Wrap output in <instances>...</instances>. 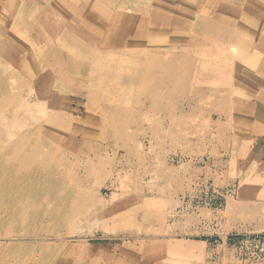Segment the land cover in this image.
I'll return each mask as SVG.
<instances>
[{"label":"rangeland","instance_id":"obj_1","mask_svg":"<svg viewBox=\"0 0 264 264\" xmlns=\"http://www.w3.org/2000/svg\"><path fill=\"white\" fill-rule=\"evenodd\" d=\"M159 1L0 0V264H264V9Z\"/></svg>","mask_w":264,"mask_h":264},{"label":"bare ground","instance_id":"obj_2","mask_svg":"<svg viewBox=\"0 0 264 264\" xmlns=\"http://www.w3.org/2000/svg\"><path fill=\"white\" fill-rule=\"evenodd\" d=\"M84 1V0H83ZM86 1H88V0H86ZM93 2H94V0H92ZM98 1V0H97ZM96 0H95V2H97ZM165 2V0H162L161 2ZM168 1V2H167ZM166 1V3L164 4V6H163V8H168V9H170V10H172V11H176V13H178V14H180V15H185V14H187V13H189L190 11H191V9H196V8H202V5H203V3H204V0H179V1H176V0H167ZM91 2V1H90ZM94 2V3H95ZM149 2V1H148ZM163 2V3H164ZM239 2V1H238ZM241 2V1H240ZM250 2H252L251 3V5L253 6V7H255V8H257L258 6L260 7V9H264V0H250ZM90 4V3H89ZM97 5H98V3H96ZM100 4V3H99ZM158 4L161 6V3H160V1L158 0ZM168 5V6H167ZM258 5V6H257ZM99 6V5H98ZM106 6V5H105ZM111 6V5H110ZM159 6V7H160ZM90 7V6H89ZM100 7V6H99ZM133 7V6H132ZM252 8V7H251ZM98 9V8H97ZM100 9V8H99ZM121 11V10H120ZM138 11V10H137ZM140 11H142V10H140ZM150 11V10H149ZM166 11V10H165ZM165 11H163V12H165ZM98 12V11H97ZM252 12V11H251ZM96 13V12H95ZM94 13V14H95ZM126 13V12H125ZM125 13H124V15H125ZM127 14V13H126ZM149 14V13H148ZM38 15V14H37ZM36 15V16H37ZM164 15H166L165 13H163V15L162 16H164ZM112 16V15H111ZM156 16H157V14H156ZM246 16V15H245ZM125 18H126V16H125ZM132 18V17H131ZM140 18V17H139ZM138 18V19H139ZM116 19H117V17H116ZM120 20V19H119ZM125 21H127V22H130V23H132L133 21H132V19H128V20H125ZM168 21H166V19H162V22L161 21H159V23L158 24H154L153 22L150 24L149 23V25H148V29H147V32H149L150 31V29H152V28H154V27H159V26H161V28L160 29H168V28H170V22H168ZM249 22V24H252L253 25V27H256V25H255V23H252L251 22V20L250 21H248ZM111 23V22H110ZM125 24V23H124ZM127 25V24H126ZM114 26H117V24L116 25H114ZM135 26H136V24H135ZM111 27V26H110ZM139 27V26H138ZM252 26L250 25V28H251ZM84 28V27H83ZM112 28V27H111ZM115 28V27H114ZM197 28V25H194L192 28H190V30L188 31V32H181L180 33V35L179 36H177V38H179V39H183V40H188V43L187 44H184V43H181L183 46L182 47H185V48H195L197 45H198V40H197V34H195L196 33V29ZM126 29V28H125ZM42 30V29H41ZM84 31H85V29H83ZM87 30V29H86ZM109 30V29H108ZM114 31V30H113ZM116 31H118V30H116ZM130 31H133V29L130 27ZM129 31V32H130ZM82 32V31H81ZM87 32V31H86ZM91 32V31H90ZM146 32V31H145ZM234 34L236 33L237 34V37H238V39H237V42H236V44H241V46L243 47V48H246V47H248V45L246 44V43H248V44H251L250 43V41L249 40H251V38H250V35H251V37L253 36V38H252V40L251 41H253L256 37H261V39H263L264 40V29H260V30H251V29H249V27H248V24H247V21L246 20H244V23H242L241 22V24L239 25V27H238V29H235L234 30V32H233ZM97 35V34H96ZM125 35H127V34H125ZM136 36V35H135ZM146 36V35H145ZM98 39V38H97ZM100 39V38H99ZM171 40V39H170ZM122 41V40H121ZM128 41V40H127ZM149 42H151V41H149ZM155 42V41H154ZM254 42V41H253ZM252 42V43H253ZM109 43V42H108ZM123 43V42H122ZM179 43V42H178ZM229 44H230V42H229ZM249 47H251L250 45H249ZM259 48V47H258ZM257 47H253L252 49L256 52L257 51V49H258ZM259 50V49H258ZM230 51V47L229 48H227V54L225 55V56H227V58H228V60H229V52ZM245 50H243V49H241L240 50V52H241V55L243 56V58H245V60L247 59L248 60V62L249 63H253V61L255 62V60H253L252 59V57H250V55H249V53H247V52H244ZM105 53V52H104ZM51 54V53H50ZM232 54V53H231ZM45 56V55H44ZM48 57V56H47ZM51 57H53V55L51 56ZM82 57V56H81ZM54 58V57H53ZM256 58H258V56L256 57ZM43 59H45V57L43 58ZM51 59V58H50ZM227 60V61H228ZM177 61V60H176ZM86 62V61H85ZM174 62V61H173ZM159 63H160V61H159ZM228 63V62H227ZM89 64V63H88ZM87 64V65H88ZM150 66V65H149ZM154 67V66H153ZM226 69L227 70H229V71H232L233 70V68H232V65H231V63H228L227 64V66H226ZM226 70V71H227ZM54 72V71H53ZM240 73L241 74H239V79L241 78V79H243L244 78V80H250L251 79V76H249V70H248V68L247 67H245V66H243L242 68H240ZM231 75V73L230 74H228V75H225V76H230ZM243 77V78H242ZM19 81H20V79H18ZM230 80H232V78L230 79ZM10 81V80H9ZM21 82V81H20ZM9 87H10V85H9ZM8 87V88H9ZM10 89V88H9ZM8 90V89H7ZM14 95V94H13ZM6 96H9L7 93H6ZM11 96V95H10ZM10 96H9V98H10ZM15 96H16V94H15ZM3 97L4 98H6L4 95H3ZM20 97V96H19ZM24 98V97H23ZM11 99H13V98H11ZM24 100V99H23ZM9 101V100H8ZM12 101V103H13V100H11ZM26 101V100H25ZM10 102V101H9ZM18 102V101H17ZM19 103V102H18ZM21 103V102H20ZM1 105V104H0ZM21 107H23V105L21 106ZM26 107V106H25ZM7 108V107H6ZM8 108H10V107H8ZM7 108V109H8ZM28 108V107H27ZM5 110V109H4ZM10 111V110H9ZM14 111V110H13ZM16 111H18V110H16ZM6 112V111H5ZM4 112V113H5ZM8 112V111H7ZM8 114V113H7ZM28 115V114H27ZM30 117V116H29ZM31 118V117H30ZM34 118H32V120H33ZM31 121V120H30ZM34 121V120H33ZM4 122V121H3ZM5 123V122H4ZM3 123V124H4ZM1 125V124H0ZM2 126V125H1ZM48 126V125H47ZM3 127V126H2ZM6 127H4V129H5ZM3 129V128H2ZM2 131V130H1ZM4 132V131H3ZM38 140V139H37ZM16 148V147H15ZM1 153V152H0ZM9 174V175H8ZM39 174L38 173H32V172H27V173H25L24 175H23V178H22V180H26V183L27 184H29L27 181H33V180H36V177L38 176ZM3 176H4V178L3 179H5V181L4 182H9V184H14V183H16L17 181H18V179H21V178H17L14 174H11V173H5V175L3 174ZM40 176V175H39ZM14 179V180H13ZM1 182V181H0ZM9 192V191H8ZM10 196H12V198L14 197L15 198V200H16V204H21V202H20V196H21V194L19 193V192H16L15 194H10ZM13 198V199H14ZM16 209H17V207H15ZM14 207H13V209H15ZM18 208H20V207H18Z\"/></svg>","mask_w":264,"mask_h":264}]
</instances>
